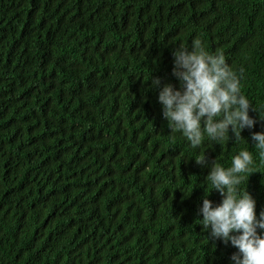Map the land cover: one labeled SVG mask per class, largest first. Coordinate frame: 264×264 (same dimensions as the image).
<instances>
[{
	"label": "trees",
	"instance_id": "trees-1",
	"mask_svg": "<svg viewBox=\"0 0 264 264\" xmlns=\"http://www.w3.org/2000/svg\"><path fill=\"white\" fill-rule=\"evenodd\" d=\"M195 38L242 75L249 144L194 149L163 119L151 78L178 87L171 53ZM258 117L264 0H0V264H230L199 225L211 185L195 159L251 151L240 187L258 214Z\"/></svg>",
	"mask_w": 264,
	"mask_h": 264
},
{
	"label": "clouds",
	"instance_id": "clouds-1",
	"mask_svg": "<svg viewBox=\"0 0 264 264\" xmlns=\"http://www.w3.org/2000/svg\"><path fill=\"white\" fill-rule=\"evenodd\" d=\"M171 55V74L178 87L151 78V88L157 91L170 132L179 133L194 149L205 138L213 144L246 141L241 132L257 124V119L249 115L250 109L255 110L241 93L242 75L229 66L224 54L210 53L202 40L195 38L190 44L174 47ZM250 139L264 159V131H251ZM195 161L209 168L205 179L211 187L198 208V216L202 217L199 225L208 239L230 244L236 250L229 258L230 264H264V209L257 214L255 199L240 187L251 172L252 152L241 149L227 168L215 160L206 164L204 155ZM213 190L222 197L215 205L207 198Z\"/></svg>",
	"mask_w": 264,
	"mask_h": 264
},
{
	"label": "bare ground",
	"instance_id": "bare-ground-1",
	"mask_svg": "<svg viewBox=\"0 0 264 264\" xmlns=\"http://www.w3.org/2000/svg\"><path fill=\"white\" fill-rule=\"evenodd\" d=\"M142 11V10H141ZM101 41V40H100ZM98 44V43H97ZM21 63V62H20ZM99 89V88H98ZM159 227V226H158Z\"/></svg>",
	"mask_w": 264,
	"mask_h": 264
}]
</instances>
